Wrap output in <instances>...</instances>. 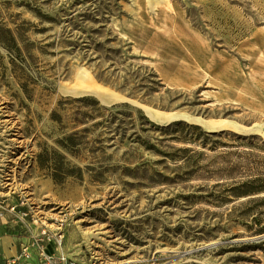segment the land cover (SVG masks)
Masks as SVG:
<instances>
[{
	"label": "rangeland",
	"instance_id": "obj_1",
	"mask_svg": "<svg viewBox=\"0 0 264 264\" xmlns=\"http://www.w3.org/2000/svg\"><path fill=\"white\" fill-rule=\"evenodd\" d=\"M150 1L0 0L4 210L72 264H264V0ZM79 66L137 103L70 94Z\"/></svg>",
	"mask_w": 264,
	"mask_h": 264
},
{
	"label": "crops",
	"instance_id": "obj_2",
	"mask_svg": "<svg viewBox=\"0 0 264 264\" xmlns=\"http://www.w3.org/2000/svg\"><path fill=\"white\" fill-rule=\"evenodd\" d=\"M202 84L206 85V82L203 81ZM176 87H186V84L179 81ZM209 92L216 94L214 90H209ZM7 202L4 199L0 200V208L2 207L0 211V264H6L8 260L17 258L20 259L19 264H42L47 256L55 252V244L43 240L42 230L38 231L37 227L28 225L25 218H18L16 213L5 211V207L7 209L10 206L8 200ZM26 248L29 249L28 252Z\"/></svg>",
	"mask_w": 264,
	"mask_h": 264
},
{
	"label": "water",
	"instance_id": "obj_3",
	"mask_svg": "<svg viewBox=\"0 0 264 264\" xmlns=\"http://www.w3.org/2000/svg\"><path fill=\"white\" fill-rule=\"evenodd\" d=\"M86 68H84L83 66H79L76 70V72L74 73L73 77H72V83L69 84L67 86L68 92L70 94H77V93H81V97H85L88 95H93L96 96L101 103H108L111 105H116L119 103H131L136 104L137 102L135 100H133L132 98L129 97L128 94L116 91L115 89H112L111 87L105 86L103 84H101L98 80H96L94 74L92 71L88 70L90 72V74L92 75L94 81L99 85V86H103L105 89V92H99L97 90H91L88 89L87 87H85V83L82 80V74H81V70H84ZM84 79V78H83ZM80 98V97H78ZM146 115L152 120V121H158V122H164L165 119H171L170 117H167V115L165 114V112H155V111H149L146 110ZM171 121V120H169Z\"/></svg>",
	"mask_w": 264,
	"mask_h": 264
},
{
	"label": "bare ground",
	"instance_id": "obj_4",
	"mask_svg": "<svg viewBox=\"0 0 264 264\" xmlns=\"http://www.w3.org/2000/svg\"><path fill=\"white\" fill-rule=\"evenodd\" d=\"M150 6L152 8V10L154 12H156L158 10V8H164L166 13L168 14H175V6L171 3V1L169 0H157V1H150ZM81 74H82V80L85 83V87H87L88 89L91 90H97L99 92H105V89L103 86H99L93 79L92 75L90 74V72L87 69L81 70ZM74 96H81V93H77V94H73ZM4 109L2 107H0V112H3ZM159 112V111H157ZM167 114V113H165ZM168 115V114H167ZM169 116V115H168ZM4 127L8 128V125L12 124L13 121L11 119H7L4 120ZM216 124V127H218L220 125V123H213ZM20 140V139H18ZM20 143H22V141H20ZM13 162H17V159L13 158L12 159ZM9 181L8 182H4L3 183V188L6 190V192L10 191L12 188H14L15 186V176L13 174H7ZM10 176V177H9ZM6 192H4L6 194ZM4 193H2L3 195H5ZM28 192H25V195L27 196ZM40 211V213H43V211H41L40 209H38ZM119 264H125V262H120Z\"/></svg>",
	"mask_w": 264,
	"mask_h": 264
},
{
	"label": "built area",
	"instance_id": "obj_5",
	"mask_svg": "<svg viewBox=\"0 0 264 264\" xmlns=\"http://www.w3.org/2000/svg\"><path fill=\"white\" fill-rule=\"evenodd\" d=\"M18 205H12L10 208V211L12 213H16L18 218L24 219L27 218L29 215L27 212H21L18 210ZM2 210V207L0 208V211ZM42 239L51 241L55 244V252L52 255H49L46 257L45 261H43L42 264H72L71 259L69 256L64 252V235L62 233L53 234L50 233V231L43 229L42 230ZM29 249L26 248V252H28ZM20 259H11L6 262V264H19Z\"/></svg>",
	"mask_w": 264,
	"mask_h": 264
},
{
	"label": "trees",
	"instance_id": "obj_6",
	"mask_svg": "<svg viewBox=\"0 0 264 264\" xmlns=\"http://www.w3.org/2000/svg\"><path fill=\"white\" fill-rule=\"evenodd\" d=\"M122 106H127V105H124V104H121V105H114V106L111 107V109L119 108V107H122ZM95 109H96V112H98V114H99L100 116L105 117L104 114L102 113L101 108L98 107V103H95ZM107 115H109V116H107L106 119L108 120V118H110V119L112 120V122L110 123V125L113 124L114 121H116V120L119 119L118 113H113V112L110 111V114H107ZM106 119H105V122H106ZM145 119H146V118H141V119H140V120L142 121L141 124L144 123L143 120H145ZM124 121H125V120H124ZM129 121H130L129 124H130L132 127H136V120H135L134 118H130ZM103 122H104V121H103ZM119 127H121V126H119ZM138 139H141V138L138 137ZM250 184L252 185L253 183L250 182ZM249 189H250V188H249ZM251 189H252V190H248V189H247L246 191L243 190L242 195H243V194H244V195L255 194V193H257V191H259L258 189L256 190L255 188H251ZM256 221H257V223H258L259 226H260V228L257 229L256 233H257V234H264V225L262 224V220H261V219H257Z\"/></svg>",
	"mask_w": 264,
	"mask_h": 264
}]
</instances>
